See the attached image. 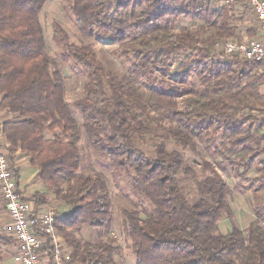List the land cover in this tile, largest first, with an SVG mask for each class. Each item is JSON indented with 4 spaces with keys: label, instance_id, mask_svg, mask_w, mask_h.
Instances as JSON below:
<instances>
[{
    "label": "trees",
    "instance_id": "obj_1",
    "mask_svg": "<svg viewBox=\"0 0 264 264\" xmlns=\"http://www.w3.org/2000/svg\"><path fill=\"white\" fill-rule=\"evenodd\" d=\"M48 1L0 0V111L14 117L0 124V144L10 156L19 148L30 156L37 179L71 208L55 223L72 251L71 263L117 264L115 245L85 242L72 232L87 225L108 229L113 217L105 179L81 173L83 129L98 154L129 174L133 191L155 207L146 219L124 212L137 264H264V203L255 205L256 219L246 231L234 227L222 235L231 188L217 169L205 165L199 197L190 200L180 180L191 173L183 154L162 142L151 157L136 144L160 123L152 113L165 115L177 124L168 138L183 149L206 138L223 170L242 181L250 182L244 175L260 166L261 176L250 184L264 193V62L216 53L222 39L241 42L228 9L214 7L222 0H63L85 38L109 39L115 54L131 63L129 75L112 74L89 46L69 43L57 29L66 60L73 59L86 79L85 97L75 103L82 126L66 101L63 74L46 51L40 16ZM186 21L192 26H183ZM172 73L173 86L156 89L159 78ZM139 83L149 90L141 93ZM31 201L37 229L48 197L37 193ZM13 243L0 237V261L2 248Z\"/></svg>",
    "mask_w": 264,
    "mask_h": 264
},
{
    "label": "rangeland",
    "instance_id": "obj_2",
    "mask_svg": "<svg viewBox=\"0 0 264 264\" xmlns=\"http://www.w3.org/2000/svg\"><path fill=\"white\" fill-rule=\"evenodd\" d=\"M48 2L49 3L46 4L40 16L46 38V51L52 59V68L54 70H60L63 74L66 101L76 121L82 126L83 117L78 112L75 103L85 97L84 90L86 79L85 76L79 72L73 59L66 60V46L56 41L57 29L59 28L64 31L69 43L84 47L89 46L94 55L98 57L112 74L120 77L129 75L131 63L125 62V59L115 54L117 46L114 45L112 41H109V39H100L97 37L92 40L85 38L80 33L75 18L63 0H49ZM191 24L190 22L188 26L190 27ZM228 39H222L217 44L215 49L216 53H222V43ZM174 78V73H172L167 80L163 81V79L159 78L156 82V89L159 90L172 87ZM139 87L143 88L141 93L149 90L144 83H139ZM135 88H138L137 85H135ZM262 91L264 92V87ZM152 116H157L161 121L159 124L154 125L155 130L153 133L146 136V141H136L137 147L151 155V157L155 154L154 147L162 142H164L169 151L179 150L184 156L185 164L191 169L189 175L182 174L180 176L182 189L190 200H195L199 197L196 187L197 183L208 175L205 171V165L211 164L217 169L219 174L231 188L228 201L232 211L231 215L226 213L222 216L219 224L220 232L222 235H226L234 227L246 231L249 225L256 219L254 214L255 205L264 203V193H261V191L254 187L252 188L250 184L252 180L261 176L259 171L260 166L254 167L244 175L250 182L247 183L246 181H242L231 169L228 171L223 170L220 166L221 161L208 151L206 138L203 140L196 139V145L193 149H183L172 139L168 138L173 131L177 130V124L165 115L160 116V118L156 112L152 113ZM82 132L83 138L79 146L82 160L81 173L87 175H101V177L105 179L109 187L113 217L108 229H97L87 225L80 229H75L72 232L85 242L115 245L117 248L115 257L117 264H137L138 260L133 251V241L128 236L124 226V212L135 210L142 219H146L154 214L155 207L143 195L133 191L132 177L116 168L109 159L100 156L97 150L88 142L83 129ZM217 140L219 143L222 142V137H217ZM262 157L264 159V156ZM51 198H53V200L49 201L50 204L48 203L49 207L46 208V210H54L58 218H64L71 213V208L57 202L52 192ZM4 231L5 230L2 229L0 237L2 235L5 236ZM7 238L10 239L9 237ZM69 250L71 251V249Z\"/></svg>",
    "mask_w": 264,
    "mask_h": 264
},
{
    "label": "built area",
    "instance_id": "obj_3",
    "mask_svg": "<svg viewBox=\"0 0 264 264\" xmlns=\"http://www.w3.org/2000/svg\"><path fill=\"white\" fill-rule=\"evenodd\" d=\"M235 0H226L233 3ZM259 23L260 37L248 41L225 40L222 43L224 59L240 58L264 62V0H246ZM0 191L10 216L5 229L14 242L17 264H72V252L59 237L55 223L56 213L47 209L36 216L37 229L32 223L34 210L19 189L18 178L10 157L0 144ZM47 246L51 250H47Z\"/></svg>",
    "mask_w": 264,
    "mask_h": 264
},
{
    "label": "crops",
    "instance_id": "obj_4",
    "mask_svg": "<svg viewBox=\"0 0 264 264\" xmlns=\"http://www.w3.org/2000/svg\"><path fill=\"white\" fill-rule=\"evenodd\" d=\"M214 7L219 11L228 9L233 24H235L236 28H238L237 30L238 40L248 41L250 39H255L260 37L259 23L256 17L254 16L253 10L247 4L246 0H235L233 3H227L226 0L217 1L214 3ZM189 23H190L189 21H186L183 23V26L189 27L188 26ZM2 99H3V95L0 93V104L2 102ZM13 119L14 117L11 114V112L0 111V124L7 123L9 121H12ZM47 137L51 138L52 135L47 134ZM4 141H5L4 139L1 140L2 143H4ZM5 151L9 155L8 151L7 150ZM9 157L12 167L16 173V178H18L19 188L22 191L24 198L28 202H30L33 210L35 209V207H33L34 204L31 201V199L35 194L45 193V195L48 197V203L49 201L53 200V198H51V192H49L48 188L45 187L37 179L39 171L38 169L33 168L31 166L30 156L27 157L22 155L21 148H19L16 153H14L12 156L9 155ZM48 203L45 204V206L42 205V207H39V211L46 210V208H48L50 204ZM5 207L6 206L0 191V232H2V229L5 230L7 226L10 225L11 222L10 216ZM4 234H6L5 231ZM6 236L9 237L8 235ZM14 256H15L14 244L3 247L2 261L0 262V264L1 263L17 264L14 259Z\"/></svg>",
    "mask_w": 264,
    "mask_h": 264
}]
</instances>
